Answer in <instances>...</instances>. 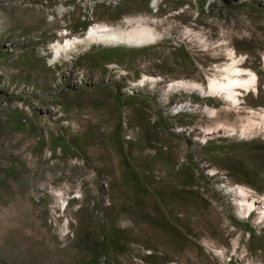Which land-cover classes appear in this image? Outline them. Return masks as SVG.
<instances>
[{"label": "rangeland", "instance_id": "1", "mask_svg": "<svg viewBox=\"0 0 264 264\" xmlns=\"http://www.w3.org/2000/svg\"><path fill=\"white\" fill-rule=\"evenodd\" d=\"M141 17L167 34L153 47H79L53 71L39 56L61 28L78 35ZM225 49L258 79L240 107L260 112L262 0H0V264H264L261 204L237 221L221 187L264 199L263 126L242 135L250 115L218 99L163 100L171 81L206 86ZM143 76L159 81L131 89ZM210 206L224 218L225 243L205 247L191 221L208 230Z\"/></svg>", "mask_w": 264, "mask_h": 264}, {"label": "bare ground", "instance_id": "2", "mask_svg": "<svg viewBox=\"0 0 264 264\" xmlns=\"http://www.w3.org/2000/svg\"><path fill=\"white\" fill-rule=\"evenodd\" d=\"M150 8L156 10L157 2L151 3ZM19 9L20 11H24L20 7ZM41 16L45 18L43 12L39 11L37 13V20L40 21ZM46 23H48V26H51L56 22L46 20L45 24ZM125 24L126 27L123 28H114L107 25H91L86 30H84L82 34L80 33L78 35H71V33L66 29L61 28V30L56 32L58 37L57 40L51 42L47 46L48 54L43 53L44 51L40 50L39 56L44 58L45 56H48L45 64L51 71H53L55 67L61 63L68 64L69 60L71 59V55L76 53L79 47L80 49L84 48V51L93 47L112 49L119 46L129 49H144L157 45L167 35L163 31H158L157 28L160 27L158 22L154 21L150 23V21H146L142 17L138 20L136 19V21L128 19L126 20ZM33 27L35 26L33 25ZM31 28V26H28L26 29ZM190 33L191 30L186 29V35ZM197 40L198 44H200L201 39L197 38ZM224 56L226 57V62L221 66H214L213 71L215 75L212 74L210 77H208L206 86L187 81H171L165 86L166 90L163 100H165V96H167V94L170 92H183L186 94L194 93L201 98L218 99L224 104L228 105L229 108L235 109L237 111L239 109H243L245 113L250 115V117H246L242 123V135L250 133L257 126H263L264 128V109L259 112L245 107H240L242 104V98L248 97L251 94L254 96L258 94L257 76L251 71L241 68L242 64L244 63V58L242 56L236 55L231 49H225ZM262 64L264 68V59ZM51 77L52 75L49 77L50 80ZM157 81L159 80L152 78L150 79L143 76L141 80L136 83H130L129 86L131 89H142L146 84L153 85ZM181 105L176 107L174 112H180L182 107ZM206 113L210 118L214 116V110H206ZM252 116L258 118L259 121L257 122L252 120ZM219 131L232 134L231 129H227L222 126L219 127ZM206 134L209 135L210 133ZM92 158L94 162H97L101 157L97 155ZM144 158H146V156ZM211 175H215V172L212 171ZM221 187L222 189H225L226 195L233 197L235 200L234 208L235 214L237 215L235 219L237 221H239L241 218L248 219L252 215L253 211H255L256 203H259L261 204V207L256 209L258 210L256 221H258L259 225L264 224V199L255 200V197L252 196L251 192L240 185L227 184ZM54 197L58 199V203H61V207L63 208L65 205L63 196H61L59 193H55ZM203 213L207 217L206 219L208 223L212 225L208 230L204 228L203 225L205 224L200 225V223L195 219L191 222L194 226L198 227L200 231L203 230V235L206 237L203 242L206 244L205 247L213 243L210 241L211 238L217 243L224 244L225 237L223 236V227L220 226V223H222L224 218L222 219V216L216 212L212 206L203 209ZM225 223L227 224V222H224V225ZM232 231L233 230L230 229V232ZM240 242L241 241L239 238L233 240L231 245L233 251H236V249L239 248ZM213 252H215V254L221 258H223L225 255L223 250L216 249Z\"/></svg>", "mask_w": 264, "mask_h": 264}]
</instances>
